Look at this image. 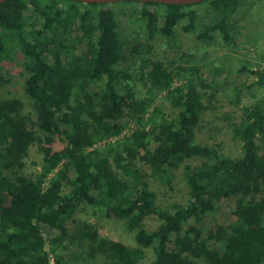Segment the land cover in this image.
<instances>
[{
  "label": "trees",
  "instance_id": "16d2710c",
  "mask_svg": "<svg viewBox=\"0 0 264 264\" xmlns=\"http://www.w3.org/2000/svg\"><path fill=\"white\" fill-rule=\"evenodd\" d=\"M256 1L263 0L0 4V60L23 55L33 108L24 112L18 97L0 99V264H66L54 246L67 238L103 253L102 264H264V65L245 60L239 68L247 77L235 93L239 117L230 122L239 154L201 144L196 127L216 101V78L197 64L142 59L146 93L124 94L117 84L129 73L118 63L129 40L112 5H132L128 15L136 13L148 39L171 36L185 20L183 29L200 40L220 34L230 41L239 9ZM102 78V88H91ZM244 87L252 99L243 103ZM55 135L64 141L59 148ZM34 143L42 161L28 175L24 157ZM139 162L167 183L182 166L186 203H159ZM81 203L135 229L136 244L103 237L86 221L70 229L66 220ZM150 215L159 223L146 229Z\"/></svg>",
  "mask_w": 264,
  "mask_h": 264
},
{
  "label": "rangeland",
  "instance_id": "374dc122",
  "mask_svg": "<svg viewBox=\"0 0 264 264\" xmlns=\"http://www.w3.org/2000/svg\"><path fill=\"white\" fill-rule=\"evenodd\" d=\"M202 4V5H201ZM195 5L199 14H204L203 3ZM247 3L242 6L235 18L234 40L226 41L217 34L211 41L200 40L196 37V31L183 29L182 20L171 36L156 35L148 39L140 26V20L136 13L128 15L132 5L112 4L118 11L123 28L122 34L127 38L125 43V57L118 66L126 68L129 76L121 77L117 87L124 94L133 93L141 97L149 86L147 78L142 75L139 63L142 59H161L165 62L174 60L183 65H199L203 72L214 76L217 81L216 101L210 109H206L199 119L196 127V140L201 144L217 146L222 152L237 155L240 152L239 142L232 136L230 122L239 117V108L235 104L236 89L242 88L246 75L239 72V68L245 60L264 65V0L256 1L253 5ZM124 10V12H122ZM23 55L19 51H12L7 57L0 60V70L6 81L0 85V99L6 97H18L24 102V112L31 111V98L25 93L23 80L25 76L22 63ZM251 79V77H249ZM105 78L92 83L91 88L99 89L104 86ZM241 99L250 101V92L243 88ZM168 112H171L166 107ZM54 147L59 148L64 141L59 135L54 136ZM42 152L37 143L32 144L24 157L23 172L35 175L40 169ZM188 159L186 162H195ZM147 173L151 187L156 191L159 203L178 201L186 203L188 186L182 175V166L173 170L170 183L161 181L150 175V168L144 163H138ZM83 221L92 223L103 237L119 239L128 244L135 243V229L125 227L122 220L105 215L98 206L79 204L67 218L66 224L72 229L82 227ZM159 223L155 215H150L144 220L146 229H153ZM53 233H58L54 230ZM49 237L46 248L49 249ZM54 250L60 252L66 264H102L105 255L101 252H91L88 244H80L78 241H70L68 238L61 240L54 246ZM148 259L151 258L152 249L148 248ZM51 255H53L51 253ZM200 264H205L202 260Z\"/></svg>",
  "mask_w": 264,
  "mask_h": 264
},
{
  "label": "water",
  "instance_id": "95a60500",
  "mask_svg": "<svg viewBox=\"0 0 264 264\" xmlns=\"http://www.w3.org/2000/svg\"><path fill=\"white\" fill-rule=\"evenodd\" d=\"M5 0H0V4ZM86 3H110L114 1H125V0H79ZM136 1H157L161 3H196L202 0H136Z\"/></svg>",
  "mask_w": 264,
  "mask_h": 264
},
{
  "label": "built area",
  "instance_id": "2783aa9c",
  "mask_svg": "<svg viewBox=\"0 0 264 264\" xmlns=\"http://www.w3.org/2000/svg\"><path fill=\"white\" fill-rule=\"evenodd\" d=\"M112 140H113V138H112Z\"/></svg>",
  "mask_w": 264,
  "mask_h": 264
}]
</instances>
